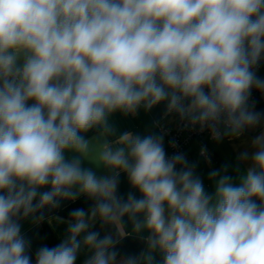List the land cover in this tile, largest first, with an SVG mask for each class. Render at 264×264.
<instances>
[{
	"label": "clouds",
	"instance_id": "clouds-1",
	"mask_svg": "<svg viewBox=\"0 0 264 264\" xmlns=\"http://www.w3.org/2000/svg\"><path fill=\"white\" fill-rule=\"evenodd\" d=\"M262 59L264 0H0V264H32L20 221L81 196L92 206L55 217L67 234L35 264L82 251L84 264H118L125 217L147 247L119 264H157V252L159 264H264V132L235 181L227 165L209 172V193L163 135L110 122L166 102L185 127L238 138L264 119L249 104ZM121 173L139 198L118 195Z\"/></svg>",
	"mask_w": 264,
	"mask_h": 264
},
{
	"label": "crops",
	"instance_id": "crops-1",
	"mask_svg": "<svg viewBox=\"0 0 264 264\" xmlns=\"http://www.w3.org/2000/svg\"><path fill=\"white\" fill-rule=\"evenodd\" d=\"M256 74L259 79L264 80V67L256 69ZM251 96H254L252 100H249V104L254 106V110L261 114H264V91L253 89ZM250 96V97H251ZM110 122L117 130V133H123L125 131L132 132L134 135L145 136L149 134L161 135L159 132V126L173 127L175 124V117L172 113L166 114V102L161 103L151 110H145L144 108L138 109L136 114L125 115L123 113H114ZM264 132V119H262L261 125L254 128L245 130L244 133L238 138L224 137L221 140H214L204 136L205 143L212 155V162L208 163L198 153L199 147L195 142H190L186 147V158L190 164L196 165V174H198L204 181L205 189L212 193L214 191V183L209 180L208 174L215 169H222L225 165L228 167V175L233 177L235 181L238 178L237 168L244 170L250 166L248 162H241L238 158L244 151L251 152L252 140ZM91 136V135H90ZM73 153H66L68 158H71ZM83 167L92 168L98 176L107 175L108 170L103 167L97 168L89 161H83ZM118 186V195L126 198L127 194L132 191L139 198L138 191L131 188L128 183L127 177L124 173L120 174ZM48 189H42V191ZM72 201H61L60 207L56 209H44V220L35 222L31 217L20 221L22 234L31 242L30 255L32 257V264H35L36 251L45 246V237L43 235V226L47 227L52 233L58 244L65 238L67 232V224L61 223L55 219V217H62L64 221L69 218L62 216L59 212L70 204ZM91 207V206H90ZM90 207L84 209L88 210ZM39 215V214H37ZM125 220V231L129 233L125 237L121 238L116 245V251L118 253L119 260L127 256H139L145 251L146 236L147 233L136 235L132 232V225L128 222L127 217ZM93 231H99L101 237L105 234L115 235V228L111 226L102 227L100 222L97 221L95 226L91 229ZM158 254L154 253V257ZM90 255L87 251H82L76 260V264H84L87 256Z\"/></svg>",
	"mask_w": 264,
	"mask_h": 264
},
{
	"label": "built area",
	"instance_id": "built-area-1",
	"mask_svg": "<svg viewBox=\"0 0 264 264\" xmlns=\"http://www.w3.org/2000/svg\"><path fill=\"white\" fill-rule=\"evenodd\" d=\"M264 67V59H262L257 68ZM254 96L250 97L252 100ZM175 117V124L173 127L159 126V132L164 136V147L168 156H172L176 153H182L186 157V147L190 142H195L198 147L199 155L208 163L212 162V155L208 149L204 136L213 139L210 130L205 128L203 131L199 127L193 129L185 127V122H182L175 113H172Z\"/></svg>",
	"mask_w": 264,
	"mask_h": 264
},
{
	"label": "trees",
	"instance_id": "trees-1",
	"mask_svg": "<svg viewBox=\"0 0 264 264\" xmlns=\"http://www.w3.org/2000/svg\"><path fill=\"white\" fill-rule=\"evenodd\" d=\"M88 135H92V133H88ZM93 201L89 200L88 198L81 196L78 199H76L75 201H72L70 204H68L66 207H64L59 213L66 217L69 218V214L71 211H73L74 209H86L90 206H92ZM43 235L45 237V246L47 247H55L56 245H58V242L55 240V238L53 237L52 233L49 231V229H47V227L43 226ZM155 261L157 262V264H159V262L162 260V257L160 255V253H158L155 257Z\"/></svg>",
	"mask_w": 264,
	"mask_h": 264
}]
</instances>
